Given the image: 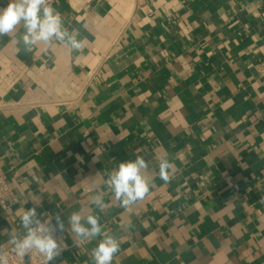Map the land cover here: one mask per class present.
Listing matches in <instances>:
<instances>
[{
  "label": "crops",
  "instance_id": "1",
  "mask_svg": "<svg viewBox=\"0 0 264 264\" xmlns=\"http://www.w3.org/2000/svg\"><path fill=\"white\" fill-rule=\"evenodd\" d=\"M51 6L81 50L23 51L22 28L0 37V177L17 197L0 208V252L36 207L66 225L69 248L50 264H91L100 238L79 240L73 212L118 239L112 264H264V0ZM137 155L151 187L125 210L105 181Z\"/></svg>",
  "mask_w": 264,
  "mask_h": 264
},
{
  "label": "clouds",
  "instance_id": "2",
  "mask_svg": "<svg viewBox=\"0 0 264 264\" xmlns=\"http://www.w3.org/2000/svg\"><path fill=\"white\" fill-rule=\"evenodd\" d=\"M20 28L23 29L22 32H18ZM13 32H18L17 42L23 45L22 50L26 52H31L40 43L51 46L58 42L74 51L83 47L82 41L77 38V31L64 26L61 14L48 0H9L6 7L0 8V37ZM148 167L149 162L143 156L137 155L134 160L120 162L107 174L105 183L125 210H129L149 194L151 185L145 175ZM158 167L160 179L169 183L172 179L170 170L173 163L164 157L159 161ZM91 201L100 211L107 207L102 193L92 195ZM54 219L55 223L52 220L43 223L36 207L24 209L20 216L23 235L10 237L9 240L16 256L25 257L35 250L45 258V264L59 258L65 251L60 234L66 230V225L61 215L57 214ZM67 225L79 240L91 241L100 238L97 246L91 250V264H112L121 246L114 235L104 232L98 215L82 217L79 212H73L67 217ZM131 227L133 225L129 224V228ZM0 264H9L8 257L2 252Z\"/></svg>",
  "mask_w": 264,
  "mask_h": 264
},
{
  "label": "built area",
  "instance_id": "3",
  "mask_svg": "<svg viewBox=\"0 0 264 264\" xmlns=\"http://www.w3.org/2000/svg\"><path fill=\"white\" fill-rule=\"evenodd\" d=\"M5 2L6 4H8L9 0H5ZM48 2L52 4L53 0H48ZM16 202H17V197L14 188L4 178L0 177V208L3 210H7L10 207L14 206ZM40 220L43 223H46L51 219L44 218ZM60 235H61L62 247L65 249V251L63 252L64 254L68 250L69 246L65 241V237L63 233ZM79 244L80 242H77L74 245L77 246ZM1 252L8 257L9 264H45V258L42 255L35 252V250H32L29 253V255H26L25 257L16 256V254L12 251V245L6 250H3Z\"/></svg>",
  "mask_w": 264,
  "mask_h": 264
}]
</instances>
